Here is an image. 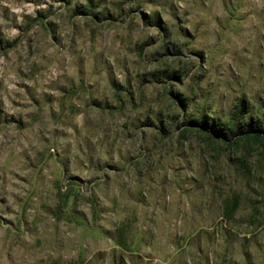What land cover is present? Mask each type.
Here are the masks:
<instances>
[{
    "label": "rangeland",
    "instance_id": "1",
    "mask_svg": "<svg viewBox=\"0 0 264 264\" xmlns=\"http://www.w3.org/2000/svg\"><path fill=\"white\" fill-rule=\"evenodd\" d=\"M236 106L264 0H0V264H264V138L191 123Z\"/></svg>",
    "mask_w": 264,
    "mask_h": 264
},
{
    "label": "trees",
    "instance_id": "2",
    "mask_svg": "<svg viewBox=\"0 0 264 264\" xmlns=\"http://www.w3.org/2000/svg\"><path fill=\"white\" fill-rule=\"evenodd\" d=\"M191 123L201 130L209 131L213 137L225 143H232L242 138H264V115L260 117L246 115L240 106L235 107L228 123L223 126L216 127L212 120H199Z\"/></svg>",
    "mask_w": 264,
    "mask_h": 264
}]
</instances>
